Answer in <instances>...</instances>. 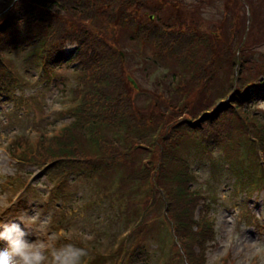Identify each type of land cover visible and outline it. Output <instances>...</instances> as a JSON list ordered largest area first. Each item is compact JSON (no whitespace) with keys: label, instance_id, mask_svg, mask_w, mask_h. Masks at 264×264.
I'll list each match as a JSON object with an SVG mask.
<instances>
[{"label":"rangeland","instance_id":"obj_1","mask_svg":"<svg viewBox=\"0 0 264 264\" xmlns=\"http://www.w3.org/2000/svg\"><path fill=\"white\" fill-rule=\"evenodd\" d=\"M174 1L178 13L180 7L186 8L190 13L188 22L191 19L189 23L201 35L214 40L213 50L225 51L226 57L218 56L215 61L216 75L210 74L213 86L206 98L200 97L202 88L200 93L196 91L195 83L184 86L192 98L187 103L194 109L192 115L181 106L187 97L174 91L182 85L180 73L169 84L171 79L166 70L144 62L145 56L150 57L151 48L145 43L131 42L125 35L117 39L119 30H115L116 39L107 38L110 46L122 53L125 74L138 89L137 105L147 113L155 110L160 113L159 122L164 124L155 133L164 135L166 128L169 130L164 121L167 115L170 123L191 120L203 108H209L217 96L227 93L228 83L233 81L232 60L237 56L241 63L237 77L255 86L250 88L251 94L256 93L255 88L259 89L244 108L248 119L228 114L225 128L229 133L220 136L219 143L209 148L200 146L198 135L183 133L176 150L172 148V140L162 139L158 141L160 148L151 152L144 146L138 147L129 158L116 159L108 166L104 164L108 159L104 152L100 156L95 152L88 155L81 146L82 155L76 157V168L62 175L58 170L57 185L61 190L56 197L51 193L52 181L45 179L46 169L39 168L38 163L32 165L22 154L26 148L34 150L36 143H46L64 132L73 122L71 111L77 108L79 99L73 98L71 90L77 85L75 78L81 67L71 61L73 55H65L64 65L45 69L42 76L37 45L10 50L3 56V62L15 72L23 89H14L11 97L0 99V221L20 223L21 229L30 233L25 237L28 242L40 237L50 247L58 243L83 247L89 254L85 264L184 263L172 238L169 218L163 216L164 196L157 189L169 192L173 198L177 184L164 185L156 180L152 187L148 179L129 180L149 159L156 163L161 154L167 153L188 164L192 179L186 183L187 192H196L204 198L197 202L199 206L192 213L194 220H198L202 205L213 220L214 240L205 250L206 263L264 264V134L260 130L264 126V0ZM62 18L78 19L70 17L69 12ZM102 19H96L94 26L105 27ZM109 32L111 29L108 36ZM68 44H64L66 52L75 46ZM199 86L203 87V83ZM13 97H20L14 101L16 107L12 105ZM113 134L111 130L105 136L110 138ZM89 136L86 132L85 138ZM114 142L121 150L124 148L122 142L116 139ZM91 165L103 169L89 172ZM168 170L175 173L179 167L169 164ZM79 171L80 176H73ZM35 211L39 212L40 220L27 222L34 231L31 234L32 230L19 219L24 214L32 216ZM40 221L47 223L42 225ZM137 246L144 251L134 253ZM7 248V243L0 241V251Z\"/></svg>","mask_w":264,"mask_h":264},{"label":"trees","instance_id":"obj_2","mask_svg":"<svg viewBox=\"0 0 264 264\" xmlns=\"http://www.w3.org/2000/svg\"><path fill=\"white\" fill-rule=\"evenodd\" d=\"M68 12L70 17L78 19L62 18ZM188 16L189 11L183 7L178 13L174 0H0V94L18 84L15 72L3 62V56L10 50L26 49L35 44L40 63L44 69H51L66 62L64 44H75L77 49L72 59H76L81 67L76 78L78 86L73 90V97L79 99L77 108L71 111L73 122L46 143H36L34 150L26 148L22 156L32 164L38 163L39 168L56 171L58 177V170L62 175L76 168V157L82 155L81 146L88 155L95 152L100 156L104 152L108 158L104 164L108 166L116 159L129 158L138 147L144 146L152 152L161 147L158 141L162 139L172 140V148L176 150L183 133L198 135L200 146L206 149L218 144L220 136L229 133L225 128L228 114L229 117L240 116L247 120L244 108L259 89L255 88L256 93L251 94L250 88L255 86L237 77L240 71L237 68L241 66L237 56L232 60L230 78L233 81L228 83L227 93L217 96L209 108H203L191 120H175L178 122L174 124L166 120L170 116L167 115L164 121L170 131L166 128L164 135H156L157 129L163 126L159 122L160 113L156 110L147 113L137 105L138 89L125 74L122 53L110 46L107 37L112 36L115 40V30H119L117 39L125 35L131 42L145 43L151 48V55L145 56L144 62L166 70L171 79L169 84L180 73L182 85L174 91L187 97L181 106L193 115L194 109L187 105L192 98L189 92L184 91V86L195 83L196 91L200 93V88L203 90L200 97L206 98L213 86L209 78L216 75L215 61L218 56L226 57V52L213 50L214 40L201 35L199 29L189 23H192L191 19L188 22ZM99 18H103L105 27L94 26V21ZM107 24L111 26L109 36ZM202 83L203 87L199 86ZM262 127L261 134H264ZM111 130L114 137L107 138L105 134ZM86 132L90 134L88 139L85 138ZM151 136L152 140L147 141ZM114 139L124 144L122 150ZM169 164L179 167V170L173 173L168 170ZM188 167L182 159L165 153L156 163L149 159L141 171L130 174L129 180L142 182L148 179L152 187L156 180L164 185L177 184L173 198L169 192L157 187L160 195L164 196L163 216L169 218L172 238L178 246L182 264H207L204 253L214 240L213 220L203 205L198 220L192 216L199 206L197 202L204 198L196 192H187L186 183L192 179ZM101 168L100 165H91L90 169L100 171ZM63 245L58 243L55 247ZM136 248L134 253L144 251L138 246Z\"/></svg>","mask_w":264,"mask_h":264},{"label":"clouds","instance_id":"obj_3","mask_svg":"<svg viewBox=\"0 0 264 264\" xmlns=\"http://www.w3.org/2000/svg\"><path fill=\"white\" fill-rule=\"evenodd\" d=\"M40 220V214H24L19 221L29 227L28 221L33 223ZM46 224V221H40ZM0 241L7 243L8 248L0 251V264H85L88 251L71 243L61 247H50L45 239L37 237L35 242H28L25 237L29 235L21 229L20 223L0 221ZM32 230V229H31ZM34 234V231H31Z\"/></svg>","mask_w":264,"mask_h":264},{"label":"bare ground","instance_id":"obj_4","mask_svg":"<svg viewBox=\"0 0 264 264\" xmlns=\"http://www.w3.org/2000/svg\"><path fill=\"white\" fill-rule=\"evenodd\" d=\"M76 49H77V48H76V46H75L74 49H72L70 52L67 51V52H66V56H69L70 54H71V55H74V53L76 52Z\"/></svg>","mask_w":264,"mask_h":264}]
</instances>
